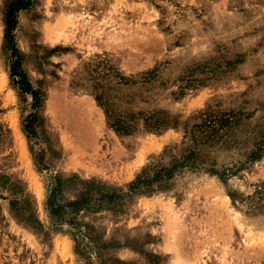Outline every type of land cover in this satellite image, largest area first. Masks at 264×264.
Masks as SVG:
<instances>
[{
	"label": "rangeland",
	"instance_id": "rangeland-1",
	"mask_svg": "<svg viewBox=\"0 0 264 264\" xmlns=\"http://www.w3.org/2000/svg\"><path fill=\"white\" fill-rule=\"evenodd\" d=\"M9 2L0 0V264H264V157L248 162L264 143V0H33L15 34L41 93L35 138L24 130L32 97L14 87L4 49ZM96 83L134 115L131 135L111 127ZM225 114L235 116L228 127L192 137ZM154 117L161 127L146 123ZM189 152L200 167L151 192L65 222L47 208L52 174L75 201L89 185L127 192Z\"/></svg>",
	"mask_w": 264,
	"mask_h": 264
},
{
	"label": "trees",
	"instance_id": "trees-1",
	"mask_svg": "<svg viewBox=\"0 0 264 264\" xmlns=\"http://www.w3.org/2000/svg\"><path fill=\"white\" fill-rule=\"evenodd\" d=\"M33 5V0H10L5 17V35H4V49L9 54L10 57V76L14 87L19 91L21 95L32 97V109L30 114L24 120V130L29 138H35L36 127L38 124V108L41 103V93L39 90L32 86V83L23 69V57L16 44V30L19 24V15L21 12L29 10ZM157 71L147 73L144 77V83H150L156 77ZM191 77V76H190ZM194 81V80H187ZM190 82L188 87H190ZM96 87L102 90L100 94L96 96V101L98 104L105 109L108 118L111 120V127L120 135L128 136L131 135L134 129L133 123L135 117L132 114H122L117 111L115 103L111 100V95L108 90L105 89L100 84L96 83ZM186 88L181 89V95ZM235 116L231 114L225 115H210L206 120L199 125H195L191 135L193 138L196 137L198 133H207L211 136L218 128L223 129L228 127ZM146 123L151 122L155 127L159 128L163 125V120L154 117L145 119ZM196 129V130H195ZM264 157V143H260L256 146V149L250 154L248 158L249 163L256 162ZM38 163L43 171H49L50 166L48 165L44 154L41 152L38 155ZM200 167V161L195 152H189L186 156L177 160L170 168H161L156 171L152 178L139 177L134 182H132L128 188L127 192H111L98 195L95 194L94 185H89V189L83 194L82 198L72 201L64 198V191L66 187V181H64L58 174H52L51 178L53 183L47 198V208L50 214L57 220H62L65 222L66 216L77 215L83 210H97L99 209L100 202H108L110 204H115L126 197L130 193L146 191L151 192L157 184L167 183L174 175L185 169H197ZM208 171L212 174L217 172L211 168ZM226 173L220 176L226 179ZM70 182V181H68ZM97 196V197H96ZM22 200L20 197H15L14 206H18ZM69 222L73 224L74 219L70 218Z\"/></svg>",
	"mask_w": 264,
	"mask_h": 264
},
{
	"label": "bare ground",
	"instance_id": "bare-ground-1",
	"mask_svg": "<svg viewBox=\"0 0 264 264\" xmlns=\"http://www.w3.org/2000/svg\"><path fill=\"white\" fill-rule=\"evenodd\" d=\"M223 204H224V203H223ZM225 205H226V204H225ZM204 234H205V233H204ZM171 239H172V240H170V242H171V241L174 242L176 238L173 237V238H171ZM197 245H198V244H197ZM194 247H195V246H194ZM198 247H199V246H198ZM169 249H170V248H169ZM170 250H171V249H170ZM174 250H175L174 252L177 253V252H176L177 250H176V249H174ZM179 251L181 252V250H179ZM180 252H179V253H180ZM175 253H174V254H175ZM184 257H185V256H184ZM182 259H183V258H182ZM180 263H181V261H176V264H180Z\"/></svg>",
	"mask_w": 264,
	"mask_h": 264
}]
</instances>
